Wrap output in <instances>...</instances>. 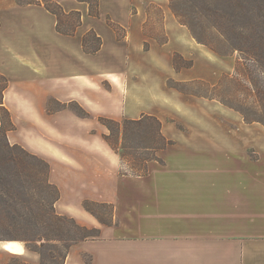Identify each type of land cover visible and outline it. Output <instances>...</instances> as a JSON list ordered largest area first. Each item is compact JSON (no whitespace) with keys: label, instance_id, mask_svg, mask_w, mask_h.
Returning <instances> with one entry per match:
<instances>
[{"label":"crops","instance_id":"obj_1","mask_svg":"<svg viewBox=\"0 0 264 264\" xmlns=\"http://www.w3.org/2000/svg\"><path fill=\"white\" fill-rule=\"evenodd\" d=\"M59 2L81 13L73 35L59 32L57 16L42 5L0 0V73L9 81L4 102L16 125L10 142L50 164L58 213L99 229L98 237L71 246L66 264H264V154H222L234 138L249 150L242 124L233 127L230 111L213 100L201 103L196 93L166 85L171 77L216 82L200 70L215 60L192 41L205 61L175 68L179 50L168 29L185 43L184 33L166 18L167 39L158 42L147 23V6L165 9L168 0H99L101 17L86 2ZM106 16L126 30L124 38ZM91 30L102 40L96 53L83 46ZM137 93L148 95L145 108H137L131 96ZM71 101L114 119L154 115L175 143L159 152L163 162H148L145 175H122L120 156L93 132V118L50 109ZM85 200L112 204L113 222H100ZM6 242L0 241V264L15 255ZM24 250L16 255L32 252Z\"/></svg>","mask_w":264,"mask_h":264},{"label":"trees","instance_id":"obj_2","mask_svg":"<svg viewBox=\"0 0 264 264\" xmlns=\"http://www.w3.org/2000/svg\"><path fill=\"white\" fill-rule=\"evenodd\" d=\"M89 4L90 14L101 17L99 0H78ZM19 5H42L57 16V30L63 34L73 35L77 27L82 23L80 11L66 12L59 0H16ZM172 10H192V12L218 13H243L253 8L257 0H169ZM174 11V10H173ZM175 13V12H174ZM106 20L118 34L120 39L126 36V30L114 22L110 16ZM189 26V23H183ZM121 31L123 33H121ZM222 34L231 41L242 56L236 64L239 71L245 64L247 70L248 86L250 91L258 97L261 107L264 105V41L243 42L240 32L238 35L229 28H220ZM193 33V32H192ZM101 38L94 30L89 31L83 40L86 52L96 53L101 46ZM146 49L149 43L145 44ZM174 55L176 69L191 67L193 61L185 60V64L179 66L177 56ZM182 57V56H181ZM243 60L244 62H241ZM224 76L219 83L212 88L217 90L223 84ZM0 111L5 110L10 117V126L6 127L4 115L1 114L0 127V226L5 223H19L25 230L24 239H0L5 241L21 242L24 247L38 253V264H66L69 250L72 245L99 236V229L81 225L74 218L60 214L56 210V202L60 198L59 188L50 181V164L40 156L31 153L19 144H12L8 138V132L16 128L9 109L5 106V90L8 87V79L0 73ZM248 88V87H247ZM201 96V95H200ZM204 96V95H203ZM207 97V96H205ZM218 99V98H217ZM221 100V99H220ZM222 103L239 111L247 123L262 122L264 110L258 104L250 110L235 108L232 104L221 100ZM60 108L73 110L77 115L90 118L92 114L75 101L59 103ZM261 108V109H260ZM98 120L107 129L102 137L110 148L120 156L122 175H145L148 170V162L151 160H163L159 152L175 143L162 132L161 120L151 114H142L141 117L132 119H114L107 116H98ZM18 149L23 154H13ZM8 154H1V152ZM131 170H125V164ZM51 199V202L49 201ZM48 202L51 203L48 205ZM85 209L93 214L100 222L111 224L99 212V208L113 207L112 204L85 200ZM40 211L41 219L28 220V215ZM49 214V215H47ZM7 264H33L23 260L10 261Z\"/></svg>","mask_w":264,"mask_h":264},{"label":"rangeland","instance_id":"obj_3","mask_svg":"<svg viewBox=\"0 0 264 264\" xmlns=\"http://www.w3.org/2000/svg\"><path fill=\"white\" fill-rule=\"evenodd\" d=\"M255 5L256 6H254L247 12H243V13L229 12V13H218V14H211V13L198 12V11L192 12V10L190 9L185 10L184 8L181 10L180 7L178 11L175 10V8L173 9L174 10L173 11L172 8L170 7L169 0L166 3L165 9H162L159 5L155 3H151L147 6L148 32L157 35L158 42H164L167 39L166 32L164 31V24L166 22L165 20L166 18L167 20L172 21L175 24L179 33H184L186 44L184 42H181V39H178L174 35L171 29H168L169 39L172 38V41L170 43L171 46H174L179 50L176 52L179 54L177 56V61L179 66L185 64L184 59L193 62L195 59H198L199 62L202 63L205 61L203 57L199 56L198 51L190 46V42L192 41H194V45L197 47L198 50H200V52L204 56L210 54V56L212 57L211 60H215L211 62V69L205 70L204 68H200V70H201V74H205L206 76H209L211 78L216 77L217 78L216 82H210L208 80L201 79L200 81H196V82L194 81L192 83H183L171 77L170 79L168 78L169 80L167 79L166 85L168 87H176L185 91L196 93V98H198L201 103L206 102L207 99L208 101L213 100V102L216 103L217 105L224 106L230 111V114H232V118H233V127L236 128L239 123L242 124L244 131L246 130V132L249 135L248 137L251 147H249L248 151L242 150L241 147L243 143H241L236 138H234L231 142L230 148L224 149L222 154H251L253 156L254 154H264V123L262 122L247 123L244 120L243 115L239 111L231 107H228L227 105L221 102V100H223L230 105L232 104L235 108L237 109L240 108L243 110H248V109L250 110L259 103L258 97L255 94H253L249 89L247 82L249 77H247V70L245 69V64L243 63L241 65L239 71L236 70V64L238 60H240L239 58L242 56L241 52L237 50L233 46L231 41H229L226 38V36L222 34V31H220V28H229L233 30L237 35L238 32H240V36H242L244 40L243 42H246V40L249 42H253L256 40L264 41V0H257ZM183 23H189V26ZM174 55H173V60H174ZM241 62L244 61L241 60ZM161 67L163 70H166L165 63H162ZM226 75H229L230 77L223 79V84L220 87H218L217 90H214L212 87L217 85L219 83L218 81H220L219 79L220 78L222 79ZM1 84L2 83H0V87ZM108 85L109 84H107L106 81L105 86L108 87ZM131 93L134 92L131 91ZM203 95L207 97H204ZM131 96L133 97L136 96L138 101L136 103L137 108H145V101L143 99L144 96L147 97L148 95H142L141 93H137V94H131ZM182 97L183 96H180V98ZM154 98H156V96H154ZM259 105L260 103L258 104V107ZM50 107H51L50 109L53 110L56 108H60L61 106L57 102L56 103L52 102ZM261 108L264 110V105ZM31 112L32 111H27V110L20 111V113L25 116H27V114ZM1 114L4 115L6 127H9L10 126L9 114L5 110H1L0 122H1ZM98 116H104V114H92L90 118H93L96 122V128L94 129L93 132L98 133V135L101 137L103 133H108L109 131L102 123L99 122ZM262 118H264V112ZM22 121H24L25 124H27V118L22 117ZM179 126L180 128H182L181 125ZM29 132L25 130V135L29 136L30 135ZM1 154H8V153L3 151L1 152ZM13 154H23V153L19 152L18 149H16L13 151ZM124 169L131 170V168L128 166L127 163L125 164ZM49 201L51 202V199ZM50 204L51 203L48 202V205ZM98 210L104 219L113 221L114 209L112 207L109 206L106 208H99ZM34 213L35 214L33 215L27 216L28 220H34L36 218L41 219V217L44 216L42 215V213H40V211H35ZM20 223L18 221L17 223H13V224L5 223L4 225H1L0 239H8V238L24 239L26 234H25V230L21 227ZM18 243L20 244L21 249L19 251H13L15 255L13 254L11 255L10 261L12 260L14 262H19V260H23L25 262L33 263V264L40 263V256L38 253L30 252L22 256L16 255V254H24L26 251V250L23 251L22 243L21 242Z\"/></svg>","mask_w":264,"mask_h":264},{"label":"bare ground","instance_id":"obj_4","mask_svg":"<svg viewBox=\"0 0 264 264\" xmlns=\"http://www.w3.org/2000/svg\"><path fill=\"white\" fill-rule=\"evenodd\" d=\"M5 245L11 251H19L21 249L20 244L16 241L6 242Z\"/></svg>","mask_w":264,"mask_h":264}]
</instances>
